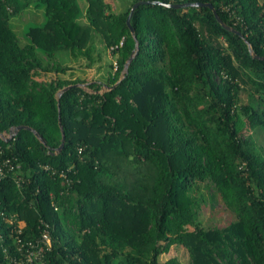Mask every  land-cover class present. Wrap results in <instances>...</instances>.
<instances>
[{
	"label": "trees",
	"instance_id": "16d2710c",
	"mask_svg": "<svg viewBox=\"0 0 264 264\" xmlns=\"http://www.w3.org/2000/svg\"><path fill=\"white\" fill-rule=\"evenodd\" d=\"M31 1L44 21L20 33ZM136 1L115 11L86 0L80 20L75 0H0V133L27 125L43 141L27 128L0 136V161L14 167L0 179V264L42 244L44 229L51 244L34 264H184L179 249L188 264H264V147L253 139L264 59L247 46L264 57V0H147L134 38ZM183 2L211 3L241 35L207 6L166 5ZM60 50L88 67L108 51L116 69L105 82L73 77ZM207 193L226 224L203 223Z\"/></svg>",
	"mask_w": 264,
	"mask_h": 264
},
{
	"label": "rangeland",
	"instance_id": "374dc122",
	"mask_svg": "<svg viewBox=\"0 0 264 264\" xmlns=\"http://www.w3.org/2000/svg\"><path fill=\"white\" fill-rule=\"evenodd\" d=\"M78 6V18L81 20L84 18V12L86 7V0H75ZM112 2V7L115 11L122 8V4H129L131 0H105ZM261 1V0H259ZM30 8L24 13V16L16 22V29L18 32L22 33L27 29L29 25H39L44 21V10L36 5V1H31L29 4ZM14 20V18H13ZM93 39L92 42L95 45V49L100 50L102 47L100 44V37L93 30ZM20 43H25L27 39L20 34L19 35ZM58 58L62 59L63 62L69 66L70 71L73 73V77H80L83 80L87 81H100L105 82L109 74H113L116 69V60L115 57L110 55L107 52L98 53L96 52L93 55V63L91 67H88L86 64L87 59L85 57H79L76 60L71 58H67V53L64 50H60L57 53ZM85 86L84 84H81ZM102 90L107 89L106 85H102ZM242 102L246 101V97L244 94L241 95ZM253 139L257 143L259 147H264V131H259L255 133ZM207 202L202 205L200 210V217L202 221L206 225L214 224L216 226H222L226 224L230 219H232V215L229 210L225 209L223 202L221 201L219 195L216 193L213 194V197L206 194ZM168 252H163L159 256L160 261H165L166 258L169 257ZM175 257L182 263L188 264L187 254L179 249L173 253Z\"/></svg>",
	"mask_w": 264,
	"mask_h": 264
},
{
	"label": "water",
	"instance_id": "95a60500",
	"mask_svg": "<svg viewBox=\"0 0 264 264\" xmlns=\"http://www.w3.org/2000/svg\"><path fill=\"white\" fill-rule=\"evenodd\" d=\"M150 1H147V0H138L136 2H134L132 4V6L130 7V10H129V13L127 15V18H126V23L127 25L129 26L130 28V31L131 33L133 34V37L135 38V35H134V30L133 28L131 27V24H130V19H131V16L135 10V8L140 5V4H145V3H149ZM155 3L157 4H161L162 2L161 1H154ZM167 6H171V7H174V8H183V7H191V6H207L211 9V11L213 12L216 20L221 24V26L223 28H225L226 30L230 31V32H234V33H237L239 35L240 32L237 31L235 28L229 26L228 24H226L224 21H222V19L220 18V16L218 15V13L216 12L214 6L211 4V3H200V2H183V3H167L166 4ZM135 46H137V42H135ZM247 46H248V49H249V52L252 54L253 57L255 58H260V59H264V57H259L257 56L256 54H253L252 52V49L250 47V44L247 42ZM132 59V55L128 58V60L126 61V63L124 64V67H123V71L121 73V76L123 77L125 75V73L127 72V68H128V64L130 63ZM69 87V86H67ZM66 87V88H67ZM65 88H62L58 93L61 94V92L64 90ZM20 128H27V129H30L34 135L41 141V137L39 136L38 132L36 130H34L33 128H31L30 126H27V125H18V126H14L12 128H10V133L8 134H5V133H0V136L3 138V139H7L11 136H13ZM63 147V140L62 142L60 143L59 147L56 149V151L54 153H58Z\"/></svg>",
	"mask_w": 264,
	"mask_h": 264
},
{
	"label": "built area",
	"instance_id": "2783aa9c",
	"mask_svg": "<svg viewBox=\"0 0 264 264\" xmlns=\"http://www.w3.org/2000/svg\"><path fill=\"white\" fill-rule=\"evenodd\" d=\"M123 43V38L120 39L119 43L110 47V50L117 48L118 46H121ZM13 164L11 163L10 158H5L3 160L0 161V179L4 178L5 176H7L12 170H13ZM44 168L47 170L49 169L48 166H44ZM60 176L65 177L64 173L60 172L59 173ZM16 181L17 183H19V180L21 179L20 177H16ZM17 233H20V229H17ZM16 242L19 243L20 245H22L21 242V238L16 235ZM41 242L37 243L34 242H27V245L29 246V248L26 249V253L23 259H15L14 258V264H34V261H38V262H42V255H43V251L44 249H48L50 247L51 244V238L49 235V232L47 230H43L41 233ZM21 249V246L18 248Z\"/></svg>",
	"mask_w": 264,
	"mask_h": 264
}]
</instances>
